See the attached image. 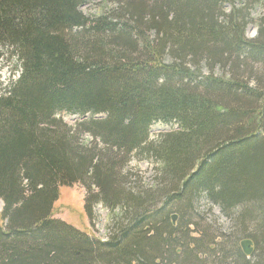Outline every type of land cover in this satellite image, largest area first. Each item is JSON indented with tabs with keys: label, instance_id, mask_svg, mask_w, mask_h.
Here are the masks:
<instances>
[{
	"label": "trees",
	"instance_id": "1",
	"mask_svg": "<svg viewBox=\"0 0 264 264\" xmlns=\"http://www.w3.org/2000/svg\"><path fill=\"white\" fill-rule=\"evenodd\" d=\"M90 1L0 0V50L21 68L0 88V264H264V76L247 83L264 19L246 37L264 0H119L95 19ZM156 124L176 128L151 140ZM136 158L153 188L133 185ZM76 184L88 216L122 210L108 240L53 218Z\"/></svg>",
	"mask_w": 264,
	"mask_h": 264
},
{
	"label": "rangeland",
	"instance_id": "2",
	"mask_svg": "<svg viewBox=\"0 0 264 264\" xmlns=\"http://www.w3.org/2000/svg\"><path fill=\"white\" fill-rule=\"evenodd\" d=\"M234 4H229L226 7L225 14H230L233 10V6L238 9L242 6L244 0H233ZM119 0H91L81 11L85 16L90 19H95L104 15H112L118 6ZM252 22L246 29V37L248 39H255L258 36V28L260 20L264 19V5H254L250 9ZM248 66H251L248 64ZM246 66L242 67V72H246ZM253 71L252 75L247 77V83L251 88L256 87L257 78L264 76V67L262 66H251ZM21 71L20 66L16 63L15 58L11 54L10 50H0V88L5 87L11 80H17ZM217 77H224L226 79L232 78L226 70L220 67L215 70ZM204 75H208L207 70H203ZM245 82V81H244ZM65 121L72 125L75 123L77 118L64 116ZM175 126H165L156 124L152 127L151 140H157L161 133L170 132L175 129ZM87 139V138H84ZM130 169L136 173L139 178L134 180L133 185L136 187H144L145 189H151L156 186L157 181V167L155 162H151L146 159H135ZM86 188L82 184H76L72 187H62L59 191V199L54 205L53 218L61 220L68 225L75 227L76 229L90 235L93 238L100 240H108L110 236L109 227L111 222L117 218L123 216L121 209H117L115 212H110L102 204L93 202V209L91 217L88 216L85 210L87 193ZM3 204L0 201V225L2 224V212ZM212 208V209H209ZM197 210L206 217L209 223H216L225 232L229 233L232 230V223L229 219L222 216L220 210L217 207H209L207 201L202 200L197 204Z\"/></svg>",
	"mask_w": 264,
	"mask_h": 264
}]
</instances>
